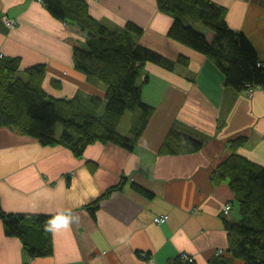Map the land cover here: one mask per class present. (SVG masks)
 <instances>
[{
  "label": "crops",
  "instance_id": "0c3cea01",
  "mask_svg": "<svg viewBox=\"0 0 264 264\" xmlns=\"http://www.w3.org/2000/svg\"><path fill=\"white\" fill-rule=\"evenodd\" d=\"M85 1L100 23L112 29L134 24L142 30L136 43L173 61L183 56L188 64L167 70L146 63L142 99L153 113L132 151L94 142L75 156L62 145H43L15 127L0 126L2 210L65 213L70 221L67 228L50 230L51 252L31 256L20 238L5 234L0 217V264H176L181 254L208 264L214 255L230 256L226 222L239 220V207L229 180L216 181L214 172L232 153L264 166V83L251 93L226 86L224 73L208 57L168 36L173 17L157 0ZM211 1L225 9L228 26L248 37L264 65V0ZM1 15L14 25L5 26L0 17V56L20 58L22 79L25 69L44 64L41 86L49 96H104L103 83L74 68L67 39L85 37L76 25L55 19L37 0H0ZM184 21L211 37L198 18L186 15ZM131 113L116 126L128 138L139 131V114ZM171 129L202 147L185 152ZM239 137L243 143L232 148ZM167 142L177 151H166ZM94 202L92 214L86 206ZM225 204L231 205L227 214ZM161 214L168 219L155 223ZM32 243L43 251L37 238Z\"/></svg>",
  "mask_w": 264,
  "mask_h": 264
},
{
  "label": "trees",
  "instance_id": "16d2710c",
  "mask_svg": "<svg viewBox=\"0 0 264 264\" xmlns=\"http://www.w3.org/2000/svg\"><path fill=\"white\" fill-rule=\"evenodd\" d=\"M57 20L76 25L85 34L84 39L68 38L72 48L74 68L105 86L103 97L78 92L72 98L49 96L41 82L46 72L44 64L25 69L26 80L20 74L21 61L17 56H0V126H12L36 138L43 145H62L73 155L80 156L94 142H111L132 151L136 139L153 113V107L142 99V81L146 63L173 70L176 64L187 65L185 57L170 60L158 52L136 43L141 35L138 26L128 23L112 29L100 23L88 12L85 0H37ZM158 6L173 17L168 36L208 57L223 73L225 85L235 90L264 83V65L248 37L231 29L225 20V9L211 0H157ZM192 15L212 35L193 28L184 21ZM1 15V19H3ZM4 21V20H3ZM5 26V22H3ZM8 27V26H7ZM104 105L103 113L98 114ZM126 112L137 113L139 131L128 138L116 129ZM62 128L56 134V125ZM170 136L194 152L202 142L170 130ZM239 137L231 141L236 148L243 143ZM166 151L176 152L170 142ZM216 181L228 179L235 193L239 220L227 221L230 256L214 255L208 264H264V166L236 153L230 154L214 172ZM138 191L151 192L135 185ZM96 202L86 209L94 214ZM65 213L28 216L6 213L0 206L4 232L20 238L31 256L51 252L50 223L64 218ZM32 238L42 243L36 248ZM176 264H195L183 261Z\"/></svg>",
  "mask_w": 264,
  "mask_h": 264
},
{
  "label": "built area",
  "instance_id": "2783aa9c",
  "mask_svg": "<svg viewBox=\"0 0 264 264\" xmlns=\"http://www.w3.org/2000/svg\"><path fill=\"white\" fill-rule=\"evenodd\" d=\"M3 20H4L5 24L8 27H12L13 24H14V21L12 19L8 18L7 16H3ZM255 88H260V86H250L249 85V86H247L246 90L249 93H251L252 90L255 89ZM230 209H231V205L230 204H225L224 207H223V212L227 214L230 211ZM167 219H168V215L167 214H161V215H157V216L154 217V222L155 223H163ZM180 257H181L182 260H185L186 262H189V263L194 261V259L192 257H190L188 255H185V254H181Z\"/></svg>",
  "mask_w": 264,
  "mask_h": 264
},
{
  "label": "clouds",
  "instance_id": "9594fccd",
  "mask_svg": "<svg viewBox=\"0 0 264 264\" xmlns=\"http://www.w3.org/2000/svg\"><path fill=\"white\" fill-rule=\"evenodd\" d=\"M69 219L68 218H61V219H58L56 221H53L50 223V230L52 229H57V228H67L69 226Z\"/></svg>",
  "mask_w": 264,
  "mask_h": 264
},
{
  "label": "rangeland",
  "instance_id": "374dc122",
  "mask_svg": "<svg viewBox=\"0 0 264 264\" xmlns=\"http://www.w3.org/2000/svg\"><path fill=\"white\" fill-rule=\"evenodd\" d=\"M14 25V24H13ZM13 27V26H12ZM132 113H134V115H135V112H132ZM131 113V114H132ZM62 128V126L60 125V124H58V125H56V134H58V130H60ZM238 217H239V215H238Z\"/></svg>",
  "mask_w": 264,
  "mask_h": 264
}]
</instances>
